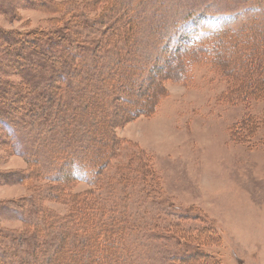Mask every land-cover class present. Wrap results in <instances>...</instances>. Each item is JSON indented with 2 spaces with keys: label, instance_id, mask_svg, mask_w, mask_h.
Masks as SVG:
<instances>
[{
  "label": "rangeland",
  "instance_id": "obj_1",
  "mask_svg": "<svg viewBox=\"0 0 264 264\" xmlns=\"http://www.w3.org/2000/svg\"><path fill=\"white\" fill-rule=\"evenodd\" d=\"M259 40L262 0H0V264H264Z\"/></svg>",
  "mask_w": 264,
  "mask_h": 264
},
{
  "label": "trees",
  "instance_id": "obj_2",
  "mask_svg": "<svg viewBox=\"0 0 264 264\" xmlns=\"http://www.w3.org/2000/svg\"><path fill=\"white\" fill-rule=\"evenodd\" d=\"M262 3H263V5H264V0H262ZM258 7H260L259 5H257ZM254 22H256V24L258 23V21H259V18L258 19H255V17L253 16V18H251ZM249 22H250V20H248ZM253 26H256V25H254L252 22H250ZM258 29H260V28H258L257 27V30H255L252 34H254L255 36H258V34L257 33H259L258 32ZM245 32L246 31H242L241 33H238L239 35H236V34H231L230 35V37L229 36H227V31H222V32H220L219 34H217V35H210V37H208L209 39H203L202 40V43H209V45L210 44H215V43H217V44H215V45H220V46H222V43H219V42H221V41H219L220 39H223V38H227V39H229V41L230 42H232L233 44H235V43H241V42H246V39H245V36H246V34H245ZM255 36H253V37H255ZM229 37V38H228ZM252 37V38H253ZM218 38H220V39H218ZM256 38V37H255ZM255 38H253V39H250V41H253V42H255ZM57 40H60V38H58L57 37ZM54 41V40H53ZM43 42V41H42ZM57 42V43H56ZM222 42H223V40H222ZM258 42H261V43H256L255 44V46H257L258 47V49H256V51H258L259 49H263V53L262 54H252V55H250V56H248L247 57V59H248V61L250 62V66H251V68L255 71V70H257L258 69V71H261V72H264V40H259ZM59 43V41H55V42H53V44H58ZM59 44H61V43H59ZM49 45H50V43H49ZM39 50H41V48L39 49ZM202 53H205V51H202ZM181 55H183V54H181ZM68 57H69V55H67ZM71 60V59H70ZM183 62H184V59H180L179 61H178V63H177V66L175 67V72H176V76L174 75V79H178L180 76H182L183 74V72H184V64H183ZM72 63H74L73 61H72ZM248 75H249V73H248ZM250 76V75H249ZM262 76H264V74H262ZM131 79H132V76H131ZM250 79V78H249ZM249 79L247 80V84H248V81H249ZM113 81V80H112ZM120 81H122V80H120ZM122 83H123V81H122ZM122 83L121 82H119V80H118V82L117 81H115V86H116V88H117V84H119V86L120 85H122ZM126 85V87H123V88H127V86H130L131 84H125ZM248 86H249V88H251L252 90H253V92L252 93H250V94H248V95H250V97H254L255 99L257 98V96H261L262 94H260L262 91L261 90H256V89H254V88H252L249 84H248ZM124 93H126L125 91H124ZM154 95V94H153ZM157 99V98H156ZM155 103H156V101H155ZM246 124V123H245ZM108 147H109V152L108 153H105L104 154V150L103 151H100V153L101 154H97V155H94V157H93V162H94V165H96V166H99V168L102 170V168H104L105 167V165H106V161L104 160L105 158H108V156H109V153H111V152H115V151H113V149L110 147V145H108ZM108 147H106V148H108ZM127 180V178H124V181H126ZM63 192H65L66 193V191L65 190H63ZM71 198L73 199L72 200V207L70 208V215H69V218H74L77 214H80L79 216H84L85 214H87V215H85V216H88V214H89V212L85 209V208H83L82 207V202H83V200H82V198H81V196H76V195H73V194H71ZM74 221L75 220H72V223H74ZM97 236H98V233H97V235H96V238H95V240H94V242H97L98 241V239H97ZM99 238V237H98ZM100 240V239H99ZM111 249V248H110ZM115 249V248H114ZM95 254L91 257V259L92 260H90V258H86V264H88L90 261L92 262V264H105V263H108V260H106V258H108V253H109V251H105V248H103L101 245L99 246H97L96 247V249H95V252H94ZM106 257V258H105ZM59 260L61 259V264H72L74 261H73V259H72V257H64V255H61V256H59V258H58ZM77 261V260H76ZM84 261H85V258H84ZM79 263H83V262H81V261H78L77 262V264H79Z\"/></svg>",
  "mask_w": 264,
  "mask_h": 264
}]
</instances>
